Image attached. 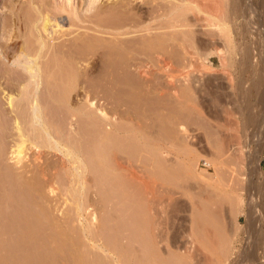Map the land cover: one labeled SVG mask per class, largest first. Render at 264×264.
I'll return each mask as SVG.
<instances>
[{
	"label": "rangeland",
	"instance_id": "obj_1",
	"mask_svg": "<svg viewBox=\"0 0 264 264\" xmlns=\"http://www.w3.org/2000/svg\"><path fill=\"white\" fill-rule=\"evenodd\" d=\"M73 1L53 9L71 53L48 61L81 68L0 70V264H236L254 247L264 264V0H118L126 52L87 37L111 3ZM24 2L0 0L9 44L29 38Z\"/></svg>",
	"mask_w": 264,
	"mask_h": 264
},
{
	"label": "bare ground",
	"instance_id": "obj_2",
	"mask_svg": "<svg viewBox=\"0 0 264 264\" xmlns=\"http://www.w3.org/2000/svg\"><path fill=\"white\" fill-rule=\"evenodd\" d=\"M14 1V0H13ZM18 1V0H17ZM26 1V0H25ZM35 0H29V2H24V3H26L27 5H29L28 7H29V9L31 10V13H32V15H33V17H32V15L29 17V18H33V19H30V22H29V20H26L27 18H28V12H29V14H30V11H28L26 8H24V9H26L28 12H25L24 10H22V11H24L25 12V14H23L24 16H26L27 18H25L24 20H26V21H28L26 24L23 22L22 24H23V26H24V24L25 25H27L28 23H30V26H29V24H28V26H29V28L30 29H28L30 32L28 33V31H27V29H24V28H22L21 27V29H22V31L24 30H26L27 31V36H29V38L28 39H30V44H27L29 41H27V42H25L26 40H28V39H26V37L24 38L23 37V33L21 34V36L25 39L24 41H23V43H24V46L23 45H21L22 43L20 42L23 38H20L21 40H19V41H17V40H15V39H19V37H17V38H15L16 36H15V34H14V36L12 35V37H14L15 39L13 40V41H11V44H9L8 42H6V40H4L3 41V39L1 38V36H0V38H1V40L3 41V45H4V42L5 43H7V44H5L4 45V47L1 49V55L3 56V57H1L0 59V61H1V63H0V66H1V68H0V70H3L1 73L4 75L5 73H3L5 70L7 71V72H9L10 70H12V71H18L19 73L21 72V75L23 74L22 72H25L26 74H23L22 75V77L24 76V78H26V80L29 78V74H27V73H31V77L33 76V72L34 71H37V70H43L44 68L45 69H52V68H62V67H65V69H67V67H69V68H75V67H77L78 69L79 68H81L82 67V65H84L83 64V62L81 61L82 59L81 58H79V59H77V58H75V57H73L74 55L73 54H71V56L73 57V58H75L74 60H73V62H68V61H66V63L64 62V61H62V62H64V63H62V62H60V63H52V61L50 62V61H48V57L50 58V57H52L53 55H61V56H63L64 58H65V56H67L68 55V51H66L67 49H61L62 47H64L65 48V46H63V45H66V40H69V38H64L65 36H66V34L67 35H69V32L67 33V32H64L63 31V29H62V27H63V24H65L66 23V21L64 22L63 20L62 21H60L59 20V18H58V16H57V14L59 13L60 14V12H58L57 13V11L55 12V10L57 9L58 10V8L62 11V9L60 8V7H58V6H60L61 5V7H65L68 11L71 9H75L74 7H73V0H66V1H63L64 2V4L62 3H59V0H57L58 1V3H57V1H54V0H40V2H37V0L35 1V2H37L38 4H35V2H34ZM82 1H85V0H79V3L81 2V4H82ZM96 1V0H95ZM108 1V3H111V6H109V7H107V8H104V7H102V5H97L98 7L99 6H101V8H103L101 11L99 10V12H103L107 17H108V19H109V23H108V25H106L105 24V26H103L102 24H100V23H95L94 21H91V22H94L90 27L87 25V27H85V28H88L89 30H87V29H85V28H83V30L85 29L86 31H89L88 33H87V37H91L92 39V43H94V45H96V46H94V47H96V50L95 51H97V52H99V50H100V48H102V46H103V50H104V45H107L106 44V42L105 41H107V39L109 40V42L111 43V45L113 44V48H111V49H116V47L114 48V46L117 44L118 46L120 45L119 44V41H123V43H126L125 45H123L122 47H124L123 49H124V52H126V50L128 51V49H130L129 47H131V46H133V45H131L130 46V42H128L129 41V37H131V35H130V33L129 32H131V31H129L130 30V27L133 25V24H130V22H129V19L132 17V15H129L128 16V14H126V12L124 11V10H122V7H126V5H124V2H123V6H122V2H121V0H120V2H121V4L119 3V5L120 6H122L121 7V9H120V11L118 10V8H117V3H118V0H105V1H101V4L103 3V5H104V3L105 2H107ZM122 1H124V0H122ZM127 1V0H126ZM126 1H125V4H126ZM157 1V0H156ZM155 1V2H156ZM158 1H161V0H158ZM157 1V2H158ZM167 1V0H166ZM171 1V0H170ZM172 1H174V0H172ZM61 2V1H60ZM76 2V1H75ZM86 2V1H85ZM100 2V1H99ZM98 2V3H99ZM128 2V1H127ZM168 2V1H167ZM175 2V1H174ZM174 2H173V4H174ZM15 3H16V1H15ZM23 3V7H25L24 5H26V4H24ZM40 3V4H39ZM55 3H56V5H55ZM107 3V4H108ZM142 3V2H141ZM17 4V3H16ZM15 4V5H16ZM59 4V5H58ZM129 4V3H128ZM133 4H134V2H133ZM161 4V3H160ZM14 5V4H13ZM79 5V4H78ZM77 5V6H78ZM56 6H57V8H56ZM93 6V5H92ZM155 6V5H154ZM174 6V5H173ZM14 8H15V6H13ZM19 7V6H18ZM22 7V8H23ZM98 7H97V9H98ZM135 7V6H134ZM157 7V6H156ZM78 8H79V6H78ZM78 8H77V10H78ZM120 8V7H119ZM127 8V7H126ZM142 8V7H141ZM170 8V7H169ZM18 9H21L20 7L18 8ZM53 9H55V10H53ZM66 9H64L63 11H66ZM100 9V8H99ZM123 9H125V8H123ZM130 9V8H129ZM143 9V8H142ZM166 9V8H165ZM15 10H16V8H15ZM70 10V11H71ZM76 10V9H75ZM126 10V9H125ZM137 10V9H136ZM141 10V9H140ZM155 10V9H154ZM20 11V10H19ZM18 11V12H19ZM21 11V12H22ZM74 11V10H73ZM72 11V12H73ZM132 11V10H131ZM138 11V10H137ZM13 13L11 14L12 15V20L11 21H13L14 22V26H15V28H14V30H15V33L17 32L18 33V31L20 30L19 29V27H17V20L19 19V17H18V13H17V10L16 11H12ZM129 12V11H128ZM140 12H142V11H140ZM157 12V11H156ZM20 13V12H19ZM74 13V14H73ZM73 13H70V14H72L71 15V17H72V19H77L78 21L80 20L79 19V17L80 16H78L77 14H76V12H73ZM77 13H79V11L77 12ZM83 13V12H82ZM131 13V12H130ZM166 13V12H165ZM21 14V13H20ZM27 14V15H26ZM58 14V15H59ZM249 14V13H248ZM22 15V16H23ZM101 15H103V14H101ZM139 15V14H138ZM21 16V15H20ZM96 16V15H95ZM135 16V15H134ZM158 16V15H157ZM252 16V15H251ZM70 17V18H71ZM101 17V16H100ZM141 17H142V15H141ZM250 17V16H249ZM22 17H20V19H21ZM28 18V19H29ZM81 18V17H80ZM104 18H105V16H104ZM139 18V17H138ZM251 18V17H250ZM249 18V20H251ZM86 19V18H85ZM85 19L83 20L82 18H81V21L83 20L84 21V23H85ZM102 19V18H101ZM135 18H133V20H134ZM136 19H137V17H136ZM140 19H142V18H140ZM173 19V18H172ZM248 19V18H247ZM23 20V19H22ZM253 20V19H252ZM5 21V20H4ZM3 21V22H4ZM8 21H10V20H7V22ZM19 21H21V20H19ZM25 21V22H26ZM71 21V20H70ZM77 21V22H78ZM101 21V20H100ZM130 21H131V19H130ZM142 21V20H141ZM2 22V23H3ZM6 22V21H5ZM74 22V24H76L75 23V21H73ZM89 22V21H88ZM88 22H86V23H88ZM133 22V21H132ZM137 22H140V21H137ZM1 23V24H2ZM11 23V22H10ZM10 23H7V24H9L10 25ZM68 23H69V21H68ZM79 23V22H78ZM78 23L76 24V26L74 25V27H76V29H79L80 27H84L85 25H78ZM85 23V24H86ZM105 23V22H104ZM134 23V22H133ZM253 23V22H252ZM6 24V23H5ZM19 25H20V23H18ZM90 24V23H89ZM98 24H100V25H98ZM8 25V26H9ZM4 23H3V25L1 26V30H3L4 29ZM11 26H13L12 24H11ZM11 26H9L10 28H11ZM28 26L26 27V28H28ZM103 26V27H102ZM135 26H138V25H135ZM174 26V25H173ZM6 27H7V25H6ZM6 27H5V29H6ZM133 27V26H132ZM13 28V27H12ZM72 28H73V25H72ZM103 28V29H102ZM142 27L141 26H139L138 27V30H136V31H138L137 33H139V34H141V37H139V38H142V34L143 33H141L143 30H139V29H141ZM4 29V30H5ZM75 29V30H76ZM143 29V28H142ZM156 29V28H155ZM63 32H62V31ZM73 30V29H72ZM74 30V31H75ZM80 30V29H79ZM82 30V29H81ZM79 31L80 32V35L82 34V31ZM131 30H132V28H131ZM135 30V29H134ZM151 30V29H150ZM13 31V30H12ZM23 31V32H24ZM72 32V33H75V32ZM91 31V32H90ZM140 31V32H139ZM1 32V31H0ZM19 32H21V31H19ZM71 32V31H70ZM8 33V32H7ZM12 33V32H11ZM13 33H14V31H13ZM78 33V31H76V33L74 34V36H76V37H72V40L73 39H76V38H78L77 37V34ZM84 33H85V35H86V32L84 31ZM84 33H83V35H84ZM19 34V33H18ZM26 34V33H25ZM24 34V35H25ZM29 34V35H28ZM62 34V35H61ZM161 34V33H160ZM61 35V36H60ZM79 35V36H80ZM82 35V36H83ZM84 35V36H85ZM133 35V34H132ZM17 36H20V34L19 35H17ZM26 36V35H25ZM134 36V35H133ZM12 37H10V38H12ZM138 37V36H137ZM137 37H136V39H137ZM86 38V37H85ZM13 39V38H12ZM60 39H62V42L60 41ZM63 39H64V41L65 42H63ZM81 40L82 39V37L81 38H78L77 39V41L78 40ZM131 39V38H130ZM133 39V38H132ZM135 39V38H134ZM160 39V38H159ZM8 40H11V39H8ZM79 40V41H80ZM125 40V41H124ZM139 41H140V39H138ZM138 40H136L137 42H139ZM143 40V39H142ZM61 42V46H59L60 44V42ZM88 41V40H87ZM86 41V42H87ZM121 41V42H122ZM18 42H20L21 44V46L22 47H19V45L17 44ZM54 42V43H53ZM89 42V41H88ZM118 42V43H117ZM120 42V43H121ZM133 42V41H132ZM141 42V41H140ZM26 43V44H25ZM49 43V44H48ZM62 43H63V45H62ZM107 43H108V41H107ZM110 43L107 45V46H109L110 45ZM51 44V47L49 46V48L48 49H46L47 48V45H50ZM52 44H55V45H52ZM104 44V45H103ZM139 44V43H138ZM11 45H12V47H11ZM18 45V46H17ZM29 45V46H28ZM102 45V46H101ZM122 45V44H121ZM120 45V46H121ZM129 45V46H128ZM25 46H28V50L26 49L27 47H25ZM52 46H54L55 48H53L52 49V51H51V48H52ZM128 46V47H127ZM143 46V45H142ZM29 47H31V48H29ZM59 47V48H58ZM61 47V48H60ZM99 47V48H98ZM106 47V46H105ZM111 46H109V48H110ZM135 47V46H134ZM139 45H138V50H139ZM108 48V49H109ZM107 49V48H106ZM119 49H122L121 47L119 48ZM131 49H132V47H131ZM137 49V48H136ZM117 50H118V48H117ZM87 51V50H86ZM94 51V52H95ZM120 51V50H119ZM122 51V50H121ZM143 51V50H142ZM142 51H140L139 50V52L141 53ZM16 52H18V54H16ZM70 53H71V51H69ZM73 52V51H72ZM97 52H95V53H97ZM101 52V51H100ZM117 52V51H116ZM123 52V51H122ZM138 52V51H137ZM89 53H91V51L89 52ZM93 53V52H92ZM128 53V52H127ZM127 53H126V55H127ZM133 53V52H132ZM139 53V54H140ZM75 54V53H74ZM99 54V53H98ZM97 54V55H98ZM125 54V53H124ZM219 54V56H221V58H225L224 57V54H225V52H219L218 53ZM11 55V56H10ZM15 57V59L13 60L12 59V61L13 62H11V61H8L7 60V58H9V56L10 57H13V56ZM77 55V54H76ZM94 55V54H93ZM13 57V58H14ZM90 57V56H89ZM131 57V56H130ZM87 58V57H86ZM56 59V58H55ZM90 59V58H89ZM95 59V58H94ZM122 60V59H121ZM225 61V60H224ZM129 62V61H128ZM165 62V61H164ZM111 64V63H110ZM121 64V63H120ZM120 64H119V67H120ZM96 65H102L101 67H103V64L102 63H99V62H97V61H89L88 60V62H87V64L85 65L86 67L87 66H89L88 68H90V66L91 67H95ZM105 65V64H104ZM84 66V67H85ZM113 66H115L114 64H113ZM127 66V65H126ZM97 67H99V66H97ZM96 67V68H97ZM108 68L109 67V65H105L104 66V68ZM115 67H117V66H115ZM121 67H123V66H121ZM76 68V69H77ZM100 68V67H99ZM114 68V67H113ZM167 68V67H166ZM13 69H15V70H13ZM63 69V68H62ZM38 71V72H39ZM17 72V73H18ZM41 72V71H40ZM0 73V75H2ZM35 73V72H34ZM7 74V73H6ZM20 75V74H19ZM26 75H28L27 77H26ZM35 75H36V73H35ZM80 75V74H79ZM6 76V75H5ZM21 77V76H20ZM21 77V78H22ZM30 77V78H31ZM3 78H4V76H3ZM2 78V79H3ZM8 78H10V77H8ZM37 78V77H36ZM2 79H1V76H0V80L2 81ZM20 78L18 77V80H19ZM21 80V79H20ZM19 80V81H20ZM24 81H25V79H23ZM37 80V79H36ZM13 81V80H12ZM28 81V80H27ZM32 81H33V79H32ZM16 82V81H15ZM20 82H22V83H24L22 80L20 81ZM26 82V81H25ZM29 82V81H28ZM38 82V81H37ZM36 81H35V83H37ZM110 82V81H109ZM32 83V82H31ZM30 83V84H31ZM34 83V82H33ZM5 84V83H4ZM17 84V83H16ZM27 84V83H26ZM29 84V83H28ZM31 85H33V84H31ZM1 86H2V83H1ZM23 86V85H22ZM32 87V86H31ZM34 88V87H33ZM7 89V88H6ZM35 90H37V89H35ZM33 91V90H32ZM31 90H30V93L32 92ZM8 92V91H7ZM25 92V91H24ZM10 93V92H9ZM35 93V92H34ZM12 94V93H11ZM32 94V93H31ZM30 94V95H31ZM213 94V93H212ZM217 94V93H216ZM215 94V95H216ZM22 95V94H21ZM12 96V95H11ZM32 96V95H31ZM219 96V95H218ZM19 97V96H18ZM13 98V97H12ZM11 98V99H12ZM27 98V97H26ZM214 99H215V97H213ZM10 99V100H11ZM28 99V98H27ZM30 99V98H29ZM12 101V100H11ZM220 101V100H219ZM13 102V101H12ZM34 102V101H33ZM211 102H213V101H211ZM29 103V102H28ZM53 103V102H52ZM12 104V103H11ZM24 109V108H23ZM252 109V108H251ZM3 111V110H2ZM18 111H19V109H18ZM24 113V112H23ZM103 115V114H102ZM107 116V115H106ZM172 117V116H171ZM256 117V116H255ZM255 123V122H254ZM11 125V124H10ZM252 126V125H251ZM16 129H17V127H16ZM15 129V130H16ZM19 130V131H18ZM18 132H20V131H22V130H20L19 128H18ZM76 134V133H75ZM20 138V137H19ZM22 139V138H21ZM20 141V140H19ZM25 144V143H24ZM24 144L23 143H21V144H19L17 147H18V154H17V156H20L21 155V153H22V149L24 150ZM239 144V143H238ZM7 146V145H6ZM5 146V147H6ZM222 151V150H221ZM235 152V151H234ZM238 152V151H237ZM236 152V153H237ZM239 156V155H238ZM241 156V155H240ZM17 158V157H16ZM242 158V157H241ZM240 158V159H241ZM172 160V159H171ZM236 165V164H235ZM239 165V164H238ZM250 183V182H249ZM254 187V186H253ZM252 189V188H251ZM252 191V190H251ZM252 193H253V191H252ZM254 195V194H253ZM251 196H252V194H251ZM255 196V195H254ZM257 197V196H256ZM256 200V198L255 197H252V201H255ZM252 201L250 202V204L252 203ZM255 207V205H253V207H252V209H250L251 211L253 210V208ZM252 212H254V211H252ZM259 245H260V243L258 244V247H259ZM251 246V245H250ZM256 246V245H255ZM261 246V245H260ZM154 249V248H153ZM259 249V248H258ZM257 253H258V251H256V248L254 247V248H252V250H250V251H248V252H246L245 253V251L243 252V257L241 258V260H240V262L238 263L237 262V260H236V264H261L260 263V261H259V258H258V256H257ZM241 255V254H240ZM263 257V256H262ZM243 258H245V259H243ZM244 260L246 261L247 260V262L245 263L244 262ZM242 262H244V263H242Z\"/></svg>",
	"mask_w": 264,
	"mask_h": 264
}]
</instances>
